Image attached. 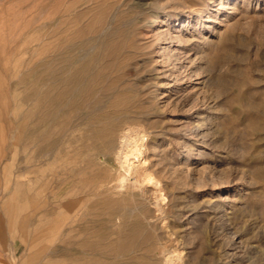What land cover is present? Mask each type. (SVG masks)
I'll return each mask as SVG.
<instances>
[{
  "label": "rangeland",
  "instance_id": "1",
  "mask_svg": "<svg viewBox=\"0 0 264 264\" xmlns=\"http://www.w3.org/2000/svg\"><path fill=\"white\" fill-rule=\"evenodd\" d=\"M174 261L264 264V0H0V264Z\"/></svg>",
  "mask_w": 264,
  "mask_h": 264
},
{
  "label": "bare ground",
  "instance_id": "2",
  "mask_svg": "<svg viewBox=\"0 0 264 264\" xmlns=\"http://www.w3.org/2000/svg\"><path fill=\"white\" fill-rule=\"evenodd\" d=\"M68 58V57H67ZM66 57H65V59L64 60H66L67 59ZM69 62V61H68ZM46 118V117H45ZM39 125V124H38ZM40 126V125H39ZM78 127V126H77ZM39 128H41V127H39ZM39 128H38V131H39ZM119 129V128H118ZM107 130V129H106ZM114 130H116V129H114ZM120 131V130H119ZM123 131V130H122ZM136 131V130H135ZM134 131V132H135ZM141 131V130H140ZM39 132H41V131H39ZM104 132V131H103ZM108 132V131H107ZM134 132H133V135H135L134 134ZM106 133V132H105ZM104 133V134H105ZM143 133V132H142ZM111 134V133H110ZM127 134H128V132H127ZM136 134H137V132H136ZM113 135H114V131H113ZM123 135H125V134H123ZM131 135H132V133H131ZM130 135V136H131ZM120 136V135H119ZM119 136H117L116 135V137H119ZM145 136V135H144ZM143 136V137H144ZM114 137H115V135H114ZM146 137V136H145ZM113 138V137H112ZM120 138V137H119ZM132 138H134V137H132ZM137 138V137H136ZM141 138H142V136H141ZM36 139V138H35ZM131 138H125L124 140H123V143L125 144L126 142H127V144H129V145H131V147L129 148V149H123L122 150V152H121V157H120V161H121V164H122V166L123 167H125L126 169H127V171H129V170H132L133 168H137L138 166H139V164H141V162H142V160L144 159V153H145V151H143V149H144V142L143 141H139V139H132V140H130ZM145 139V138H144ZM48 140V139H47ZM142 140H143V138H142ZM145 141V140H144ZM121 147V146H120ZM120 149V148H119ZM111 150V149H110ZM120 151V150H119ZM113 152H114V150H113ZM111 154H113V153H111ZM146 156V155H145ZM145 163H146V161H145ZM149 165V164H148ZM120 166V165H119ZM144 169V168H143ZM147 169H148V167H147ZM134 170V169H133ZM120 171V170H119ZM144 171V170H143ZM147 171V170H146ZM146 171H144L145 173H147ZM131 172V171H130ZM129 173V172H128ZM134 173H135V170H134ZM144 174V173H143ZM124 175V174H123ZM123 175H121V176H123ZM129 175H131L130 173H129ZM145 176H146V174H144ZM149 175V174H148ZM136 176V175H135ZM151 176V175H150ZM126 177V176H125ZM125 177H123V178H121V181H122V183L126 180V178ZM143 177V176H142ZM129 178V177H128ZM138 178H139V176H138ZM138 178H136V179H138ZM146 178V177H145ZM144 178V179H145ZM152 178V177H151ZM150 178V179H151ZM136 179H134V180H136ZM150 179H148V181H151ZM128 180V179H127ZM129 180H130V178H129ZM133 180V181H134ZM104 181V180H103ZM144 181V180H143ZM147 181V180H146ZM130 182V181H129ZM156 182V181H155ZM155 182H154V184H155ZM121 183V182H120ZM119 183V184H120ZM125 183H126V181H125ZM125 183L122 185V186H125ZM127 183H128V181H127ZM150 183V182H149ZM105 184V183H104ZM108 184V183H107ZM117 184V183H116ZM153 184V185H154ZM157 185H158V182L156 183ZM106 185V184H105ZM127 185V184H126ZM130 185V184H129ZM161 184H159L158 186L159 187H161L160 186ZM132 186H133V184H132ZM155 186V185H154ZM156 188V187H155ZM158 188V187H157ZM156 188V189H157ZM131 190V189H130ZM158 190V189H157ZM157 190H156V192H157ZM160 190H161V188H160ZM119 192H120V190H118ZM122 192V191H121ZM164 192V191H163ZM128 193V192H127ZM154 193V192H153ZM157 193H159V191L157 192ZM132 194V193H131ZM163 194V193H162ZM165 194V193H164ZM162 196V195H161ZM155 197H157L156 195H155ZM163 197V196H162ZM160 199V198H159ZM158 199V200H159ZM164 199H165V195H164ZM163 198H162V200H164ZM157 200V198H156V201H158ZM157 203V202H156ZM162 205V204H161ZM70 220V219H69ZM64 228V227H63ZM139 229V228H138ZM173 253V252H172ZM168 254H169V252H168ZM167 255V254H166ZM173 255V254H172ZM177 255H179V254H177ZM181 256V255H180ZM172 257V256H171ZM177 257H179V256H177ZM175 258H176V256H175ZM181 259V258H180ZM167 260V262L168 261H170L171 259H170V257H168V259H166ZM174 260V259H173ZM179 260V259H178ZM177 260V261H178ZM181 261V260H180ZM179 261V262H180ZM159 263H160V261H159ZM169 263H171V262H169ZM168 264V263H167ZM174 264H176V262L174 261Z\"/></svg>",
  "mask_w": 264,
  "mask_h": 264
}]
</instances>
